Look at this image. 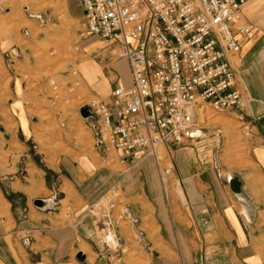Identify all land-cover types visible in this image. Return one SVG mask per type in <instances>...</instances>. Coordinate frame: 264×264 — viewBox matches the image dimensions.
Instances as JSON below:
<instances>
[{
  "label": "crops",
  "instance_id": "0c3cea01",
  "mask_svg": "<svg viewBox=\"0 0 264 264\" xmlns=\"http://www.w3.org/2000/svg\"><path fill=\"white\" fill-rule=\"evenodd\" d=\"M67 4L69 14L81 20L80 0ZM256 43L257 38L243 42V64L236 75L245 102L247 156L227 164L216 130L204 128L200 139L169 146L172 170L161 180L152 172L156 164L151 157L127 173L112 175L104 166L96 168L102 159L93 143L95 156L78 149L74 156L61 157L57 168H48L55 184L47 190L50 195L56 190L60 202L67 200L68 218L62 216V204L54 213L35 208L36 200L50 196L31 192L22 181L29 177L30 165V121L19 106L23 107V97L17 94V80L24 83L17 67L24 58L9 64L3 56L0 77L9 75L14 92L0 94V132L5 140L0 141V264H119L93 239L95 225L87 213L111 181L118 182L134 220L126 227L118 225L122 248L129 250L121 255V264H264V51L254 62L250 52ZM82 44L85 56L107 64L106 50L96 53L89 40ZM86 63L81 64L82 80L93 96L105 99L114 87L130 86L126 61L115 58L105 65L107 77L104 68L102 75ZM2 111L18 120L16 129L8 128ZM230 175L241 181L240 195L231 190Z\"/></svg>",
  "mask_w": 264,
  "mask_h": 264
},
{
  "label": "built area",
  "instance_id": "2783aa9c",
  "mask_svg": "<svg viewBox=\"0 0 264 264\" xmlns=\"http://www.w3.org/2000/svg\"><path fill=\"white\" fill-rule=\"evenodd\" d=\"M250 1L80 0V37L114 42L116 59L126 61L129 70L130 86H116L107 100L93 96L79 108L92 115L84 120L103 163L136 167L151 157L162 180L172 170L169 146H185L203 136L199 110L204 104L216 112L244 108L236 75L243 64V42L253 32L242 14ZM74 51L80 52L78 44ZM21 58L17 47L6 55L9 64ZM66 69L69 76H79L74 62ZM160 146L169 156L166 167L161 166ZM120 193L112 186L87 208L95 225L93 239L119 264L125 250L118 225L134 223ZM43 200L51 202L49 211L59 206L57 191ZM109 235L111 243L105 240Z\"/></svg>",
  "mask_w": 264,
  "mask_h": 264
},
{
  "label": "rangeland",
  "instance_id": "374dc122",
  "mask_svg": "<svg viewBox=\"0 0 264 264\" xmlns=\"http://www.w3.org/2000/svg\"><path fill=\"white\" fill-rule=\"evenodd\" d=\"M67 3L68 0H0V73L4 69L3 56L6 59L10 49L19 48L24 58V63L20 62L17 67L18 73L24 79V83L17 80V94L23 97V107L21 103L19 106L25 110L30 121V133H27L30 138L27 142L30 148V165L29 177L22 181L30 186L31 192L45 197L52 196L48 190L55 184V178L48 174V168H57L61 157L74 156L78 149L87 157L95 156L92 133L79 112V108L93 97L82 80L85 75L83 63L94 64V71L100 74L104 68L107 77L106 70L109 68L106 69L105 65L116 58L114 42L96 37H80L83 18L80 20L69 14ZM242 14L253 28L250 39L257 38V46L250 52V56L253 53L252 60L255 62L254 57L264 51V0L250 1L244 6ZM86 40H89L96 53L104 50L108 52L107 64L97 62L94 56H85L87 52L82 43ZM76 44L79 45L80 52L74 51ZM77 54L82 62L77 60ZM69 62L75 63V68L79 71L78 77L74 78L65 73L66 64ZM118 81L121 82V79ZM10 83L9 75L4 79L0 77V94H4L3 97H6L7 90L10 91ZM11 91L14 92L13 87ZM103 100H107V97ZM241 111L243 109L216 112L208 104H204L199 110L203 128L216 130L214 135L223 154L221 158L227 164L247 156L248 131ZM1 116L9 125L8 128H17L18 120L10 112L2 111ZM241 116L244 121L239 120ZM0 141L3 144L5 142L1 132ZM75 143L79 144V148ZM158 153L161 166H168L170 161L165 147L160 146ZM102 166L108 168V174L112 175L127 173L131 168L116 162H100L96 168ZM152 172L159 177L157 168L154 167ZM109 184L119 188L118 182L115 184L111 181ZM63 191L67 194L68 187H64ZM121 199L124 200L123 197ZM58 200L59 206L51 212H58L62 204V216L68 218L70 205L67 200L60 202L59 193ZM119 209H122L121 206ZM129 224L133 222L124 220L119 223L123 227ZM126 252L129 250H125ZM130 252L132 255V250Z\"/></svg>",
  "mask_w": 264,
  "mask_h": 264
},
{
  "label": "water",
  "instance_id": "95a60500",
  "mask_svg": "<svg viewBox=\"0 0 264 264\" xmlns=\"http://www.w3.org/2000/svg\"><path fill=\"white\" fill-rule=\"evenodd\" d=\"M80 114H81L82 118L85 119V120H87V119H89V118L92 117L91 113L89 112V110L87 108L81 109L80 110ZM235 178L238 179L237 176H235ZM229 183H230L231 190L233 191V193L235 195H240L241 194V191H242V183H241V181L238 179V181H235L234 180V182L231 183V181L229 180ZM34 206L37 209L47 210V209H50L52 205H51V202L48 201V200L39 199V200H36L34 202ZM78 258L80 260L83 259L82 255H79Z\"/></svg>",
  "mask_w": 264,
  "mask_h": 264
},
{
  "label": "bare ground",
  "instance_id": "6f19581e",
  "mask_svg": "<svg viewBox=\"0 0 264 264\" xmlns=\"http://www.w3.org/2000/svg\"><path fill=\"white\" fill-rule=\"evenodd\" d=\"M127 66H128V65H127ZM128 72H129V70H128ZM78 87H79V86H78ZM228 179L231 181V183H233L234 180H235V181H238V179L235 178V176H233V175H230V176L228 177Z\"/></svg>",
  "mask_w": 264,
  "mask_h": 264
},
{
  "label": "clouds",
  "instance_id": "9594fccd",
  "mask_svg": "<svg viewBox=\"0 0 264 264\" xmlns=\"http://www.w3.org/2000/svg\"><path fill=\"white\" fill-rule=\"evenodd\" d=\"M105 240L109 243L113 242V237L111 235L105 237Z\"/></svg>",
  "mask_w": 264,
  "mask_h": 264
}]
</instances>
